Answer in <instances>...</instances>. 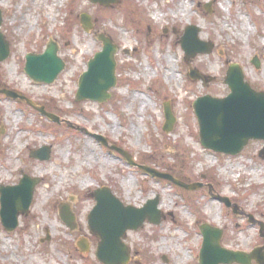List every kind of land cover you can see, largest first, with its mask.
I'll list each match as a JSON object with an SVG mask.
<instances>
[{"label": "rangeland", "instance_id": "1", "mask_svg": "<svg viewBox=\"0 0 264 264\" xmlns=\"http://www.w3.org/2000/svg\"><path fill=\"white\" fill-rule=\"evenodd\" d=\"M117 1L102 7L87 0H0V32L10 50L0 63V87L103 137L139 165L203 187L190 192L151 178L88 134L56 126L25 102L0 94V186L17 185L24 174L40 179L28 215L17 218L15 230L4 231L0 222V264H101L95 257L99 241L89 234L86 217L95 205L89 194L102 188L135 208L158 198L165 217L158 226L145 222L125 234L128 264H165L162 257L167 264H198L204 224L221 230L222 248H264L259 225L249 221L251 216L262 223L264 234V156H258L264 141H249L234 156L206 150L191 108L200 96L226 97L223 78L236 63L251 88L264 92V0ZM183 2L185 14L178 12ZM81 14L91 18L88 33ZM188 26L214 47L186 63L179 40ZM98 35L118 48L116 87L103 104L77 103L78 78L102 48ZM49 42L57 45L65 68L51 84L34 83L23 72L24 57L43 53ZM253 57L258 70L250 64ZM190 70L214 80L192 81ZM165 103L176 118L169 132L163 129ZM45 146L51 148L48 161L30 158ZM252 169L260 172L250 174ZM210 193L227 198L237 213ZM62 205L74 215L73 231L59 219ZM81 240L88 251L77 247Z\"/></svg>", "mask_w": 264, "mask_h": 264}, {"label": "water", "instance_id": "2", "mask_svg": "<svg viewBox=\"0 0 264 264\" xmlns=\"http://www.w3.org/2000/svg\"><path fill=\"white\" fill-rule=\"evenodd\" d=\"M89 1L103 7L117 3V0ZM1 23L0 11V26ZM80 24L85 32L92 29L91 18L87 14L80 15ZM197 34L196 27H187L179 42L186 61L198 54L207 55L213 49L211 43L198 40ZM98 40L102 43V49L88 61L86 72L79 78L75 95L76 102L89 100L103 103L110 98L109 90L116 86L114 56L117 47L110 39L102 35L98 37ZM57 52V45L49 42L42 54H27L24 65L25 74L36 83H53L65 68ZM9 53V44L0 32V63L8 58ZM251 63L255 68L259 67L256 59H253ZM189 77L193 80H202L204 83L210 81L197 71H191ZM224 84L230 91L227 97L223 99L208 95L200 97L192 104V109L198 123L200 144L205 149L214 152L236 155L250 140L264 141V93L255 92L250 88L249 84L244 81L241 69L237 65L229 66ZM0 93L11 99L24 100L42 116L54 123H60L58 117L45 112L43 107L35 106L27 98L7 90H0ZM164 115L163 129L169 132L174 126L175 118L167 105L164 107ZM102 142L107 145L105 140ZM111 149L121 154L128 164L142 170L152 178L166 180L189 191L201 186L200 184H184L168 174L136 164L130 155L116 147H111ZM50 151L49 147H43L31 155L39 160H48ZM262 153L264 154V151ZM38 183V179L24 176L17 186L0 187V220L7 232L16 228L19 216L28 214L34 188ZM90 195L96 204L89 213L87 222L90 234L99 239L95 254L97 260L101 264H127L129 251L122 243V239L127 231L139 230L145 221L153 225L161 223L164 216L157 209L158 198L147 201L142 208H134L123 206L108 188L96 190ZM218 199L224 202L227 207L231 206L226 198L218 197ZM60 218L73 230L74 217L67 208L60 209ZM200 230L203 243L199 252V264H250L251 260H255L256 264H264V257L261 256L260 251L257 250L250 255L227 251L219 245L221 231L209 226H203ZM80 247L83 251L88 249L85 244ZM163 262L167 263V259L164 257Z\"/></svg>", "mask_w": 264, "mask_h": 264}, {"label": "bare ground", "instance_id": "3", "mask_svg": "<svg viewBox=\"0 0 264 264\" xmlns=\"http://www.w3.org/2000/svg\"><path fill=\"white\" fill-rule=\"evenodd\" d=\"M186 8H187V6H186L185 2H183L181 4L180 8L178 9V12H181L182 14H185L186 13L185 12ZM153 19L158 20L159 19V15L158 14L153 15ZM173 78L175 79V77H173ZM259 172H260L259 169H252L250 171V174L258 175ZM4 247H7V244H4Z\"/></svg>", "mask_w": 264, "mask_h": 264}]
</instances>
